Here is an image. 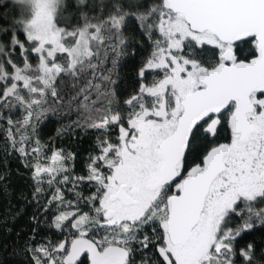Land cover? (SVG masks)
Instances as JSON below:
<instances>
[{
    "label": "snow or ice",
    "instance_id": "snow-or-ice-1",
    "mask_svg": "<svg viewBox=\"0 0 264 264\" xmlns=\"http://www.w3.org/2000/svg\"><path fill=\"white\" fill-rule=\"evenodd\" d=\"M0 264H264V0H0Z\"/></svg>",
    "mask_w": 264,
    "mask_h": 264
}]
</instances>
